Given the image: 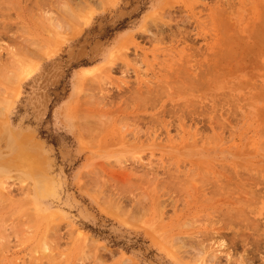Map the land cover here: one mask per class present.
I'll return each instance as SVG.
<instances>
[{"label":"rangeland","instance_id":"374dc122","mask_svg":"<svg viewBox=\"0 0 264 264\" xmlns=\"http://www.w3.org/2000/svg\"><path fill=\"white\" fill-rule=\"evenodd\" d=\"M57 1L0 0V264H264V0Z\"/></svg>","mask_w":264,"mask_h":264},{"label":"bare ground","instance_id":"6f19581e","mask_svg":"<svg viewBox=\"0 0 264 264\" xmlns=\"http://www.w3.org/2000/svg\"><path fill=\"white\" fill-rule=\"evenodd\" d=\"M58 1H59V0H58ZM58 1H57V2H58ZM61 2H62V1H61ZM67 3H68V2H67ZM67 3H65V1H63V3L61 4V6L63 5V6H62V7H63V11H65L66 13H65V12L63 13V11L61 10L62 8L59 7V10L62 11L61 13H63L64 16L66 15L68 18H72V19L74 18V20H75V18H76V19H77V18L81 19V17L79 16V14H77V13L74 11V9H71L70 5L68 6ZM69 3H70V2H69ZM37 4H38V3H37ZM39 4H40V3H39ZM57 4H59L58 6H60V3H57ZM57 4H56V5H57ZM35 5H36V3H35ZM41 6H42V5H40L39 7L41 8ZM57 9H58V8H57ZM49 10H50V9H49ZM45 11H46V10H45ZM67 12L69 13V15H68ZM49 14H53V13L48 12L47 20L45 19V21H48V23L51 22V24H54V23H55V24L57 23L58 25L60 24V26L62 27V25L64 24V20H62L63 18H61V17L58 15V16L60 17V23H59V21H57V20H59V17H57V14H56V16H55V15L53 16V18H54L53 20H55V19H56V20H55V21H53V20L51 21V20H50V22H49V19L52 18V15H49ZM63 14H62V15H63ZM262 14H263V13H262ZM60 15H61V14H60ZM43 16L46 17L45 12H44V15H42V17L39 16V20H40L41 18L44 19ZM37 17H38V16H37ZM82 17H84V16H82ZM68 18H67V19H68ZM37 19H38V18H37ZM41 20H42V19H41ZM43 21H44V20H43ZM75 21H77V20H75ZM62 22H63V23H62ZM71 22H72V21H71ZM39 23H40V22H39ZM41 23H42V21H41ZM45 23H46V22H45ZM45 23H44V24H45ZM61 23H62V24H61ZM42 24H43V23H42ZM51 24H50V25H51ZM57 24H56V27H57V28L53 26L54 29H59V26H58ZM69 24H70V23H69ZM40 25H41V24H40ZM45 25H46V24H45ZM65 25H66V23H65ZM65 25H63V27H64ZM41 26H42V25H41ZM41 26H40V27H41ZM45 27L48 28L47 25H46ZM51 27H52V26H51ZM61 27H60V32L62 31ZM63 27H62V28H63ZM43 28H44V26H43ZM43 28H42V29H43ZM46 30H47V29H46ZM46 30H45V31H46ZM48 30H49V29H48ZM51 30H52V29H51ZM51 30H49V31H51ZM57 32H59V30H57ZM57 32H56V35H57ZM60 32H59L58 35H57V36H59V37L61 36V35H60ZM51 33H52V32H51ZM18 40H19V39H18ZM24 41H25V40H24ZM26 41H28V40L26 39ZM31 41H32V40H31ZM31 41H29L30 43L28 42L30 45H31V43H32ZM22 42H23V41H22ZM20 43H21V42H20ZM28 43H25L24 45L28 46V45H27ZM21 44H22V43H21ZM17 45H18V43H17ZM15 47H16V46H15ZM23 47H24V46L21 45L20 49H22ZM6 48H7V47H6ZM24 48H25V47H24ZM24 48H23V49H24ZM38 49H39V48H38ZM23 51L25 52V49H24ZM27 51H28V52H27ZM18 53H19V52H18ZM26 53H28V54L30 53L29 50H27V47H26ZM31 53H32V52H31ZM32 54H33V53H32ZM30 55H31V54H30ZM35 55H36V54H35ZM235 55H236V54H235ZM9 58H10V57H9ZM6 59H7V58H6ZM1 61H2V60H1ZM1 61H0V62H1ZM4 61H5V60H4ZM5 62H7V61H5ZM8 62H9V61H8ZM23 62H24V61H23ZM14 63H15V62H14ZM1 64H2V68H4L3 66L6 65V64H4V63H2V62H1ZM7 64H8V63H7ZM19 64H21V63H19ZM22 64H23V63H22ZM22 64H21V65H22ZM12 65L14 66V64H11V67H12ZM23 65H24V64H23ZM23 65H22V66H23ZM15 66H16V65H15ZM24 66H25V65H24ZM24 66H23V67H24ZM16 67H17V66H16ZM16 67H14V68L16 69ZM12 68H13V67H12ZM14 68H13V69H14ZM4 69H5V68H4ZM15 69H14V70H15ZM19 69H21V73H22V74L26 73L27 70H29V68H27V67H24L23 69H22V68H19ZM19 69H18V71H19ZM0 70H1V69H0ZM5 70H6V69H5ZM16 70H17V69H16ZM6 71H7V70H6ZM0 72H1V71H0ZM16 72H17V71H16ZM19 72H20V71H19ZM3 73H4V72H3ZM5 73H8V72H5ZM5 73L3 74V76L5 75ZM11 74H12V72L9 71V74H7L6 77H8V78L11 79V78H12ZM0 75H1V74H0ZM9 75H10V76H9ZM14 75H16L15 72L13 73V76H14ZM1 76H2V75H1ZM3 76H2V77H3ZM6 77L4 76L3 78L6 79ZM2 80H3V79H2ZM8 81H10V80H7V82H8ZM14 82H15V81H14ZM5 83H6V82H5ZM6 84H8V83H6ZM10 85H11V84H10ZM141 96H142V95H141ZM0 109H1V108H0ZM85 125H86V124H84L83 126H85ZM90 125H91V124H90ZM158 125H159V124H158ZM166 126H167V125H166ZM85 127H86V126H85ZM83 129L86 130V128H84V127H83ZM81 130H82V128H81ZM152 130H153V129H152ZM85 132H86V131H85ZM85 132H84V133H85ZM96 133H97V132H96ZM199 169H200V168H198V170H199ZM199 173H200V172H199ZM175 174H176V173H175ZM189 174H190V173H189ZM175 178H176V176H175ZM198 178H199V176H198ZM222 179H223V178H222ZM172 182H173V181H172ZM179 182H180V181H179ZM185 182H186V181H185ZM192 182H193V181H192ZM216 183H217V182H216ZM220 184H221V183H220ZM175 185H176V184H175ZM183 185H184V184H183ZM194 185H195V184H194ZM208 185H209V184H208ZM173 186H174V185H173ZM187 186H188V185H187ZM228 186H229V185H228ZM6 187H7V185H6ZM183 187H184V186H183ZM194 187H195V186H194ZM219 187H220V186H219ZM222 187H223V186H222ZM9 189H11L10 186H9ZM177 189H178V188H177ZM181 189H182V187H181ZM215 189H216V188H215ZM218 189H219V188H218ZM4 190H5V188H4ZM221 190H222V188H221ZM7 191H8V190H7ZM45 191H46V190H45ZM215 191H216V190H215ZM218 193L220 194V191H219ZM245 199H246V198H245ZM242 200H243V199H242ZM240 201H241V200H240ZM110 203H111V202H110ZM225 209H226V208H225ZM228 210H229V209H228ZM234 211H235V209H234ZM224 212H225V211H224ZM224 212H223V213H224ZM239 212H240V210H239ZM242 212H244V211H242ZM228 214H229V212H228ZM235 215H237V214H235ZM240 215H241V214H240ZM34 216H35V215H34ZM223 216H224V215H223ZM237 217H238V216H237ZM229 219H230V218H229ZM246 220H247V219H246ZM224 221H226V220H224ZM228 221H229V220H228ZM238 221H239V220H238ZM224 223H225V222H224ZM245 226H246V224H245ZM246 227H247V226H246ZM246 227H245V228H246ZM50 228H51V226H50ZM254 228H255V227H254ZM52 229H53V228H52ZM54 229H55V228H54ZM254 230H255V229H254ZM51 232H52V231H51ZM49 233H50V232H49ZM193 235H194V234H193ZM179 238H180V237H179ZM179 238H178V239H179ZM176 239H177V238H176ZM176 239H175V240H176ZM178 239H177L178 242L181 241V238H180L179 240H178ZM182 239H183V238H182ZM232 239H233V238H232ZM175 240H174V241H175ZM183 240H184V239H183ZM174 241H173V242H174ZM196 241H197V240H196ZM196 241H195V242H196ZM253 241H254V240H253ZM171 242H172V240H171ZM187 242L189 243V246L191 247V243H190V242H193V241H191V239H190V242H189V240L187 239V241H181V242H179V243H180L179 248H183V247H185L184 244L187 243ZM197 242H198V241H197ZM256 242H257V241H256ZM193 243H194V242H193ZM231 243H232V242H231ZM196 244L199 245V246H197V249L201 250V249L199 248V247H201V246H200V243H195V245H196ZM258 244H259V243H258ZM177 245H178V244H177ZM185 245H186V244H185ZM222 246H224L223 243H221V245H219V247H222ZM224 247H225V246H224ZM201 248H202V247H201ZM197 249H196V250H197ZM202 250H203V248H202ZM216 250H217V249H216ZM218 250H219V249H218ZM218 250H217V251H218ZM211 251H214V250H211ZM211 251H210V252H211ZM198 252H200V251H198ZM215 252H216V251H215ZM200 253H201V252H200ZM216 253H217V252H216ZM216 253L214 254V253L212 252V253L208 254V256L206 255V256L208 257V261L211 262V264H219V263H216V262H220V260H219L218 257L216 256ZM244 253H245V252H244ZM206 254H207V253H206ZM245 257H246V256H245ZM243 258H244V257H243ZM206 259H207V258L205 257V260H206ZM217 259H218V260H217ZM229 259H230V258H229ZM229 259H228L227 262H230ZM245 259H246V258H245ZM200 260H201V259H200ZM215 260H217V261L215 262ZM226 260H227V259H226ZM230 260H231V259H230ZM206 262H207V261H206ZM209 262H207V264H208ZM225 262H226V261H225ZM247 262H248V261H247ZM209 264H210V263H209ZM228 264H229V263H228Z\"/></svg>","mask_w":264,"mask_h":264}]
</instances>
